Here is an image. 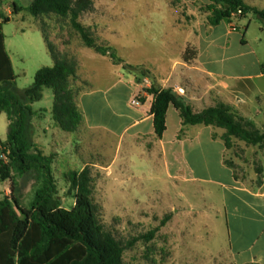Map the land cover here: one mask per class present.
<instances>
[{"label": "rangeland", "instance_id": "obj_1", "mask_svg": "<svg viewBox=\"0 0 264 264\" xmlns=\"http://www.w3.org/2000/svg\"><path fill=\"white\" fill-rule=\"evenodd\" d=\"M31 1L0 0V14L10 18L8 23L1 25V31L15 75L13 83L1 86L29 105L34 112L41 111L37 118L30 120L27 132L29 139L44 155L52 157L51 171L57 190L55 201L66 210L73 208L75 198L74 193L68 191V175L86 168L91 176V198L100 224L126 247L122 256L123 264H226L218 254L223 246L220 235L217 232L210 235V230L204 228L212 226L210 222H204L199 214L202 211L200 197L187 195L188 200L180 199L181 192H189L195 186L189 182L167 179L160 166L144 164L137 159L136 153L125 156L123 151H115L114 144L118 137L114 132L125 125V122L113 119L114 112H124L125 107L119 99L111 109L105 106L100 107L102 111L93 106L86 109V120L91 125H96V128H88L82 142H76L72 137L68 144L62 143L56 150L57 153H54L53 131L46 136L33 137L37 129L53 126V91L50 88L43 89L42 98L37 102L29 103L25 100V91L32 86L36 72L54 64L47 43L61 59L75 61L77 69L78 62H82L85 65L83 71L86 81H90L95 87L108 86L110 78L106 67L89 57L94 54V50L84 46L78 33L72 28L69 17L63 18L55 14L33 17L27 10ZM90 1L92 10L82 13L79 22L90 24L88 28L97 43L109 46L115 56L129 65L142 62L148 67L166 68L175 53L173 48H166L167 42H182L189 36V31H181L174 26L177 15L171 8L172 0ZM14 6L22 10L16 12ZM109 8L111 11L107 15L100 14ZM201 12L206 13L203 7ZM95 17L100 20L103 17L104 25L103 22L101 26L93 24ZM230 23L233 24L232 31L236 30V25L239 30L228 37L227 51L217 48L206 55H216V66L224 71L253 76L251 80L241 84L251 111L262 109L263 113L252 114L251 121L263 130L264 79H258L255 75L264 69V21L248 15L245 18H233ZM228 24L225 20L224 25L219 28L210 27L207 32L215 33L217 30L225 34ZM242 36L247 41L245 47L239 42ZM223 54L224 57L233 55L237 58L233 61L226 58L225 63L220 64ZM69 84L76 105L79 93L89 91L91 84L77 77V72ZM108 96L110 97L103 93L94 98L101 101ZM8 126L7 115L0 112L1 142L7 138ZM106 128L113 134L107 132ZM94 134H102L104 144L91 143V136ZM224 159L242 184L254 186L258 182V170L264 168V147L246 145L233 139ZM210 162L214 170V156ZM11 176L10 181H0V201L5 198L16 199L22 209L30 210L35 193L41 186L40 180L34 173L19 175L15 170ZM184 176L189 174L185 172ZM195 185L205 188L207 193L209 188H214L209 183L197 181ZM18 215L21 217L20 213ZM168 215L170 219L162 225V220ZM151 232L154 235L148 239Z\"/></svg>", "mask_w": 264, "mask_h": 264}, {"label": "crops", "instance_id": "obj_2", "mask_svg": "<svg viewBox=\"0 0 264 264\" xmlns=\"http://www.w3.org/2000/svg\"><path fill=\"white\" fill-rule=\"evenodd\" d=\"M242 1L249 6L264 10V0ZM208 4H210L209 0L171 1V8L177 15L174 18V26L178 30L189 31V36L182 42L175 40L167 42L166 48H173L175 51L172 59L169 60L168 67L151 65L148 67L142 62L131 65L149 71L150 77H140L134 72L124 70L122 65L114 64L108 56L94 51V54L89 57L95 62L102 63L110 78L108 86L97 88L90 81H86L83 71L85 65L78 62L77 77L91 84L89 91H81L76 99V107L81 115L80 125L74 133H67L53 121V126L37 129L33 137L46 136L53 131L51 134L54 153H57L56 150L62 143L68 144L72 137L76 142H82L85 139L86 130L96 128V125H91L86 120V109L92 106L96 110H99L101 106L111 109L119 99L125 107L124 112H114L113 119L121 123L125 122V125L121 130L114 132V135L118 137L114 144L115 151H123L125 156L136 153L137 159L144 164L160 166L167 179L181 180L195 186L189 192L186 190L181 192L180 199L188 200L187 195L194 198L200 197L202 211L199 214L204 222H210L212 226V228L208 226L204 228L210 230V235H214L213 232L220 235L223 246L218 254L226 264H264V171L260 184L254 186L242 184L232 167L225 164L227 150L220 139L224 133L223 130L210 126H183L179 112L172 106L166 113L165 132L158 139L154 133L151 114L153 95L144 91L152 86L170 88L194 112L223 104L249 121L252 114L263 113L260 108L252 112L244 97V87L241 82L251 80L253 76L224 71L216 66L218 64L216 55H206L207 52L217 48L227 51L228 37L239 30L236 25V30L232 31L233 24L228 21L225 34L217 30L214 31L215 33H208V28L211 27L207 24L208 14L201 12V8ZM108 11L110 12L111 9L103 10L100 14L105 16L109 13ZM102 19L93 18V24L101 26V22L104 21L103 17ZM83 25L89 27L90 24ZM222 25L224 21L215 27L219 28ZM224 37L226 39L223 40ZM239 42L242 46H247L245 36H242ZM187 48L196 52L195 59L188 63L183 60V54ZM226 58H231L230 61H233L237 57L233 55L224 57L223 54L220 64L225 63ZM255 76L258 79H264V69L258 71ZM103 93H107L110 97H103L101 101L94 98L95 95ZM260 96L263 95L260 94ZM134 98L138 100L139 105H131ZM39 114L41 111L36 112L33 118H37ZM106 131L113 134L108 128ZM91 137V143L104 144L102 134H94ZM212 156L215 162L214 170L210 162ZM111 166L108 165V167ZM185 172L189 176L185 177ZM196 181L209 183L214 188H209L207 193L205 188L195 185Z\"/></svg>", "mask_w": 264, "mask_h": 264}, {"label": "trees", "instance_id": "obj_3", "mask_svg": "<svg viewBox=\"0 0 264 264\" xmlns=\"http://www.w3.org/2000/svg\"><path fill=\"white\" fill-rule=\"evenodd\" d=\"M209 1L210 4L204 9L208 14L207 24L211 27L248 15L264 21V10L249 6L242 0ZM14 7L16 12L22 10ZM27 10L36 18L49 14L69 17L72 28L85 47L108 56L114 64L122 65L124 70L140 77H150L149 71L125 63L114 55L109 46L98 44L91 30L79 22L82 13L92 10L90 0H32ZM9 21V17L0 14V112L7 115L9 122L7 138L4 142L0 141V156H4V159H0V181H10L15 170L19 175L34 173L41 186L35 193L30 210L22 209L16 199L0 201V264H123L126 247L98 220L91 198L92 180L88 169L68 175V191L74 193L75 204L71 210L61 208L54 197L57 190L51 171L52 157L45 156L28 137L29 123L36 112L1 86L11 84L15 79L1 31V25ZM47 47L54 64L36 72L32 86L25 91V100L37 102L42 98L43 89L50 88L53 91V121L62 131L74 133L80 125L81 115L69 83L70 79L76 77L77 64L61 59L48 43ZM195 57L196 52L191 48H187L183 54L186 63ZM144 91L153 95L151 114L158 139L165 132L166 113L172 106L179 112L183 126H210L223 130L220 139L226 150L231 148L233 139L246 145L264 147V129L257 128L227 105L218 104L194 112L180 96H173L170 88L152 86ZM263 171L264 168H261L257 172V184H260ZM169 219L170 215L166 216L162 225ZM153 235L154 232H151L148 239Z\"/></svg>", "mask_w": 264, "mask_h": 264}, {"label": "built area", "instance_id": "obj_4", "mask_svg": "<svg viewBox=\"0 0 264 264\" xmlns=\"http://www.w3.org/2000/svg\"><path fill=\"white\" fill-rule=\"evenodd\" d=\"M233 31H235V29H233ZM131 105H139V102H138V100L136 99V98H134L132 101H131ZM0 159H4V156L3 155H1L0 156Z\"/></svg>", "mask_w": 264, "mask_h": 264}, {"label": "water", "instance_id": "obj_5", "mask_svg": "<svg viewBox=\"0 0 264 264\" xmlns=\"http://www.w3.org/2000/svg\"><path fill=\"white\" fill-rule=\"evenodd\" d=\"M171 94L173 95V96H175V97H177L178 95H177V93L175 92V91H171Z\"/></svg>", "mask_w": 264, "mask_h": 264}]
</instances>
